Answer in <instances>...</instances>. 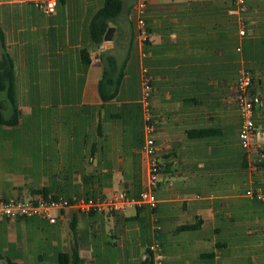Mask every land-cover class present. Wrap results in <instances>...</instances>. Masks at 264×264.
Returning <instances> with one entry per match:
<instances>
[{"label":"crops","instance_id":"1","mask_svg":"<svg viewBox=\"0 0 264 264\" xmlns=\"http://www.w3.org/2000/svg\"><path fill=\"white\" fill-rule=\"evenodd\" d=\"M124 1L112 39L96 44L91 23L105 0H58L53 13L32 0H0V59L8 52L15 69L14 104L0 89V106L17 116L0 123V201L121 189L138 196L149 178L146 67L161 161L157 206L68 207L54 211V222L1 217L0 263L59 264L77 247L85 264H140L157 241L164 264H264V202L247 194L264 190V165L252 167L257 153L241 144L233 98L246 67L264 99V0H246L241 13L231 12L233 0H146L145 43L136 31L138 0ZM103 53L123 70L108 100L99 89ZM255 121L264 154V102ZM200 129L211 132L189 134Z\"/></svg>","mask_w":264,"mask_h":264},{"label":"built area","instance_id":"2","mask_svg":"<svg viewBox=\"0 0 264 264\" xmlns=\"http://www.w3.org/2000/svg\"><path fill=\"white\" fill-rule=\"evenodd\" d=\"M36 7L47 13H53L57 9L58 0H32ZM235 8L231 12L241 13L246 10V0H233ZM146 7V0H138L133 11L137 14L136 31L142 43L148 40V30L146 20L143 16ZM240 34H246L245 23L241 22ZM241 50V47L238 48ZM254 72L246 67H241L238 71V78L233 94V98L237 104L241 117V126L239 130V138L242 146L248 153H257L253 157L252 167L258 165L264 158V154L258 151V143L256 141L257 125L255 121V113L258 106L262 105L264 99L261 94L254 90ZM143 97L142 103L146 115L145 130L147 133L145 142V151L149 157V178L146 187L138 196L131 195L127 190H117L111 195L97 197L82 198H65L61 196H45L38 195L33 199L10 198L0 201V218H19L29 216H41L48 218L50 221H56L55 210H62L68 207H75L80 212H114L125 211L129 208L141 207L148 205L152 208L157 206V196L155 189L160 182L161 161L158 157V148L153 137L155 125L150 112V96L153 90L151 78L148 69L143 68L142 78ZM250 196H256L264 202V190L258 188L247 191ZM157 228L160 225L157 224ZM151 257L154 264H164V256L162 247L159 242H154L149 246Z\"/></svg>","mask_w":264,"mask_h":264},{"label":"trees","instance_id":"3","mask_svg":"<svg viewBox=\"0 0 264 264\" xmlns=\"http://www.w3.org/2000/svg\"><path fill=\"white\" fill-rule=\"evenodd\" d=\"M125 8L124 0H105V4L98 10L91 23V37L96 44H102L106 40L113 37L115 29L111 26L117 16H119ZM1 45L4 47L2 35H0ZM85 62L90 61V56L86 50L82 52ZM104 74L99 83V89L102 97L106 100L111 99L118 93L123 70L120 67L116 57L112 54L103 53ZM0 89L7 92L8 99L14 104L15 92V69L14 62L8 52H4L0 59ZM17 116L6 117L2 106H0V123H16ZM209 129L191 130V136H200L210 133ZM264 165V161L258 163ZM47 196L46 194H44ZM1 264V263H0ZM7 264H20L9 261ZM59 264H85L84 259L80 256L77 247L72 253H61L59 256ZM140 264H154L152 257H147Z\"/></svg>","mask_w":264,"mask_h":264}]
</instances>
